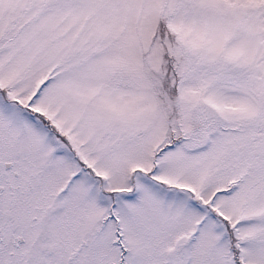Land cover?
I'll list each match as a JSON object with an SVG mask.
<instances>
[{"label": "snow or ice", "instance_id": "6c2138e0", "mask_svg": "<svg viewBox=\"0 0 264 264\" xmlns=\"http://www.w3.org/2000/svg\"><path fill=\"white\" fill-rule=\"evenodd\" d=\"M0 264H264V0H0Z\"/></svg>", "mask_w": 264, "mask_h": 264}]
</instances>
